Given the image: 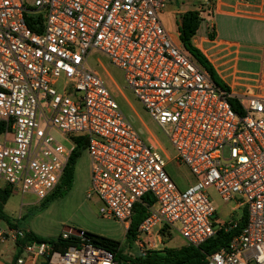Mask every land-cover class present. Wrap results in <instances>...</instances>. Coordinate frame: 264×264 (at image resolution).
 Returning a JSON list of instances; mask_svg holds the SVG:
<instances>
[{"label":"built area","instance_id":"1","mask_svg":"<svg viewBox=\"0 0 264 264\" xmlns=\"http://www.w3.org/2000/svg\"><path fill=\"white\" fill-rule=\"evenodd\" d=\"M168 4L0 0V123L6 129L0 136V180L44 200L60 184L75 138L87 137L89 196L101 201L105 219L128 230L136 205L147 195L156 201L145 204L147 216L135 240L142 255L167 247L174 230L186 245L199 247L218 230L237 229L246 211V226L207 264H264V95H235L217 86L166 29ZM95 51L124 72L127 88L167 130L176 159L195 178L185 191L89 66ZM233 97L243 115L232 107ZM212 188L223 202L242 209L240 219H218ZM61 237L75 238L76 244L61 251L51 243H30L16 264H136L95 247L86 232L71 230ZM24 238V231L0 228V241Z\"/></svg>","mask_w":264,"mask_h":264},{"label":"rangeland","instance_id":"2","mask_svg":"<svg viewBox=\"0 0 264 264\" xmlns=\"http://www.w3.org/2000/svg\"><path fill=\"white\" fill-rule=\"evenodd\" d=\"M180 7L183 11L189 8L186 3L183 5L173 4L164 16L166 29L178 39L177 18H174L173 12L179 10ZM205 29L206 23L202 25L198 35H202ZM89 66L102 77L121 110L141 138L146 143L153 144L158 148L167 161V171L177 188L185 191L191 183L190 172L176 159V150L168 137L167 130L162 129L152 119L133 92L127 88L124 72L112 65L106 54L97 51L91 54ZM221 83L224 85V82ZM52 134L65 146L72 147L68 138L61 136L57 131H53ZM5 186V182L0 180V187ZM90 188L91 161L87 151H84L75 168L73 188L67 196L55 200L47 209H42L45 200H39L35 195L23 194L16 190L5 210L17 220L20 228L30 230L41 237L56 239L67 232L66 228H71L74 231H83L120 241L126 255L132 258L141 256L142 252L137 244L135 242L129 244L126 241L125 226L115 220L105 219L101 215L102 203L98 197L89 196ZM209 195L217 209L219 220L229 221L241 218L243 211L235 209L236 203L226 204L223 202L214 188L209 190ZM0 226L5 229L7 224L0 220ZM22 229L19 230L23 231ZM170 234L172 236L170 241L165 240L168 247L180 248L186 245V241L178 231H171Z\"/></svg>","mask_w":264,"mask_h":264},{"label":"crops","instance_id":"3","mask_svg":"<svg viewBox=\"0 0 264 264\" xmlns=\"http://www.w3.org/2000/svg\"><path fill=\"white\" fill-rule=\"evenodd\" d=\"M208 2L209 0H169L163 21L171 5L186 3L189 7L187 10L183 11L180 7L173 12L180 36L181 16L190 11H198L201 24L194 43L209 59L220 80L235 95L247 91L264 95V0H211L210 6ZM205 23L206 29L199 36ZM172 36L181 43L180 38ZM190 176L189 187L195 182L191 173ZM0 228L3 229L1 226ZM8 229L7 225L3 230ZM71 230L73 229L66 228V231ZM16 244L12 239L0 241V264L13 263ZM38 264L44 262L40 261Z\"/></svg>","mask_w":264,"mask_h":264},{"label":"trees","instance_id":"4","mask_svg":"<svg viewBox=\"0 0 264 264\" xmlns=\"http://www.w3.org/2000/svg\"><path fill=\"white\" fill-rule=\"evenodd\" d=\"M200 24L201 17L198 11H190L182 15L179 22L180 41L183 47L192 55L196 63L210 74L213 82L217 86L227 90L228 92H231L230 88L227 85H222V81L216 74L213 65L194 43V38L197 35ZM230 103L239 115H243L240 110V104L237 98H231ZM5 130V125L3 123H0V136ZM75 141L77 146L72 153L61 182L57 186L55 191L46 199H44L45 201L42 205V209H47L49 205L55 200L67 196V194L73 188L75 180V168L78 160L82 156V153L87 149L88 138L78 137L75 138ZM13 192V187L9 185L0 188V220L5 222L10 229L19 230L22 228H20V226L18 225L17 220L9 215L5 210V206L10 200ZM145 204L153 206L156 204V201L152 198L151 195H147L143 199L142 203L136 205L131 225L126 233V241L129 244L135 242L138 236L139 227L147 216V208ZM247 218V213L246 211H244L243 217L238 221L239 224L237 229L228 232L223 229L218 230L213 238L209 239L206 243L199 247L185 245L180 248H176L168 247L167 245V247H165L163 250L149 251L146 255L137 256L135 258L126 255L120 241L109 239L99 235H92L87 232L86 235L95 247L112 252L115 258L120 262L131 261L136 264H207V258L209 256L217 253L222 248L227 247L234 239V237L240 234L242 229L246 226ZM22 230L25 232V238L17 242L16 254L13 258L12 264H16L17 259L23 253V248L30 243H51L61 251H66L70 246L76 244L75 238L62 240V237L59 236L56 239H47L37 235L30 230ZM170 233L171 232H168V235L166 237V240L168 241H170V237H172Z\"/></svg>","mask_w":264,"mask_h":264}]
</instances>
